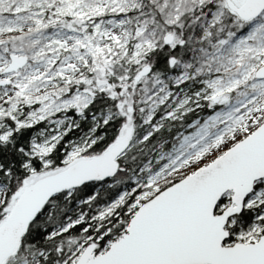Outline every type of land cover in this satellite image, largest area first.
<instances>
[{
    "label": "rangeland",
    "instance_id": "1",
    "mask_svg": "<svg viewBox=\"0 0 264 264\" xmlns=\"http://www.w3.org/2000/svg\"><path fill=\"white\" fill-rule=\"evenodd\" d=\"M228 1L237 7L244 2L0 0V82L6 83L0 86L1 137L10 134L8 123L17 127L43 124L32 145V157L41 161L77 126L66 113L74 109L80 115L95 91L116 102L127 126L120 135L128 133L129 141L133 136V98L141 109H147L148 120L168 102L174 106L166 117L202 108L203 102L209 109L216 107L201 123H191L190 132L168 153L160 154V165L152 171L148 165V175L139 181L145 188L137 197L136 205L140 206L162 187L209 164L264 122V79L255 77L264 66V12L256 19L242 21L227 8ZM207 5L213 6L209 12L205 11ZM155 11L161 18L153 16ZM184 19H188L193 28L191 37H197L201 47L178 64L177 74L168 77L179 90L173 93L153 75L143 77L133 87L139 71L151 67L146 55L165 47L167 34L173 36L167 48L181 42ZM167 26H176L179 33ZM12 58H25L26 63L16 72L6 73ZM126 60L136 67L132 79L126 72L115 76L112 71L114 64ZM92 122L97 124L96 118ZM93 131L67 143V166L83 157L84 148L93 141ZM43 167L40 173L30 170L27 185L56 173L47 163ZM259 184L244 209L258 208L264 202V180ZM5 194L0 185V205ZM230 196H224L221 210L229 205ZM14 202L10 199L4 218ZM260 218H264V210ZM263 234L262 227L255 224L248 240L238 242L248 243Z\"/></svg>",
    "mask_w": 264,
    "mask_h": 264
},
{
    "label": "trees",
    "instance_id": "2",
    "mask_svg": "<svg viewBox=\"0 0 264 264\" xmlns=\"http://www.w3.org/2000/svg\"><path fill=\"white\" fill-rule=\"evenodd\" d=\"M214 1L217 4L222 2ZM212 8V5H207L205 11L209 12ZM153 14L156 19L161 18L159 12L155 11ZM183 22L185 30L180 31L182 38L177 46L171 49L166 46L152 49L146 55L147 63L151 66L149 75L166 83L167 89H171L173 93L179 87H174L167 80L168 77L177 74L178 64L201 47L197 37H191L193 28L188 24V19ZM167 28L179 33L176 26ZM127 61L113 65L115 76L124 72L130 78L134 76L136 67L131 63L127 64ZM137 101L133 98L131 106L133 136L117 159L118 170L109 178L91 181L52 197L27 225L16 254L9 257L11 264H71L87 247H91L95 254L102 253L111 242L125 233L129 220L138 207L137 197L145 191L139 181L148 175L145 172L148 165H151L150 171L154 170L161 163L157 160L160 154L168 153L182 135L190 132L191 123H201L216 109H209L208 103L203 102L202 108L196 107L185 114L177 113L166 117L174 106L168 102L159 106L148 120L147 109H141ZM66 114L77 121V126L69 130L55 149L41 161L32 157V145L43 124L17 127L8 123L11 132L4 139L0 132V185L6 189L5 199L0 205V221L6 215L4 209L11 196L29 179L30 170L40 173L45 163L56 173L65 169L67 143L86 135L92 129L93 141L84 148L80 159L101 155L121 134L125 121L118 112L116 102L105 93L97 91L80 115H76L74 109ZM93 118H96L97 124L92 122ZM176 181L178 180L174 182ZM259 186V183L256 184L254 190ZM224 205L225 200L222 199L217 206V213ZM262 210L264 202L258 208H245L236 214L226 226L228 236L225 244L245 242L255 224L262 227L264 233V218H260Z\"/></svg>",
    "mask_w": 264,
    "mask_h": 264
},
{
    "label": "water",
    "instance_id": "3",
    "mask_svg": "<svg viewBox=\"0 0 264 264\" xmlns=\"http://www.w3.org/2000/svg\"><path fill=\"white\" fill-rule=\"evenodd\" d=\"M226 5L243 21L264 12V0H244L239 7L228 1ZM172 42L173 36L167 34L164 46ZM25 63V58H12L6 73L16 72ZM150 72L151 67H143L133 79V87ZM255 77L264 79V66ZM4 84L0 82V86ZM128 145L125 133L97 157L76 159L53 175L29 185L24 182L11 196L15 202L0 223V264L16 254L27 225L52 197L111 177ZM262 180L264 122L206 166L142 203L125 233L103 253L96 255L87 247L72 264H264V234L255 243L225 245L228 222L241 212L254 185ZM227 193H231L230 203L217 213Z\"/></svg>",
    "mask_w": 264,
    "mask_h": 264
},
{
    "label": "flooded vegetation",
    "instance_id": "4",
    "mask_svg": "<svg viewBox=\"0 0 264 264\" xmlns=\"http://www.w3.org/2000/svg\"><path fill=\"white\" fill-rule=\"evenodd\" d=\"M235 15V14H234ZM236 16V15H235Z\"/></svg>",
    "mask_w": 264,
    "mask_h": 264
}]
</instances>
